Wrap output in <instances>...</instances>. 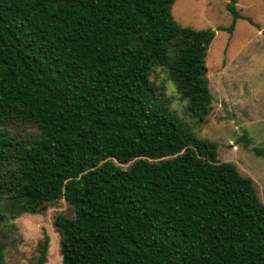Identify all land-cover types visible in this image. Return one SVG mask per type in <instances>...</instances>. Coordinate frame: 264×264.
Instances as JSON below:
<instances>
[{
  "label": "trees",
  "instance_id": "obj_1",
  "mask_svg": "<svg viewBox=\"0 0 264 264\" xmlns=\"http://www.w3.org/2000/svg\"><path fill=\"white\" fill-rule=\"evenodd\" d=\"M174 1L0 0V224L64 199L62 264H264L251 178L217 160L151 77L163 68L202 119L215 31L253 21L231 0L228 27L182 26ZM37 246L44 264L47 234Z\"/></svg>",
  "mask_w": 264,
  "mask_h": 264
},
{
  "label": "rangeland",
  "instance_id": "obj_2",
  "mask_svg": "<svg viewBox=\"0 0 264 264\" xmlns=\"http://www.w3.org/2000/svg\"><path fill=\"white\" fill-rule=\"evenodd\" d=\"M231 0H175L174 19L194 29L228 27ZM240 13L252 19H238L232 30L215 31L207 49V79L212 101L202 118L186 110V100L177 92L163 68L152 73L161 86L160 99L201 138L217 144V160L230 162L243 176L251 178L256 194L264 203V157L256 156L253 145L264 146V0H236ZM244 132L253 143L238 142ZM133 162V161H132ZM125 164L115 163L128 167ZM72 216L73 209L64 199L48 203L39 213H21L0 224V239L6 243L5 264H33L37 243L49 237L44 264H62L61 234L54 225L57 215Z\"/></svg>",
  "mask_w": 264,
  "mask_h": 264
}]
</instances>
